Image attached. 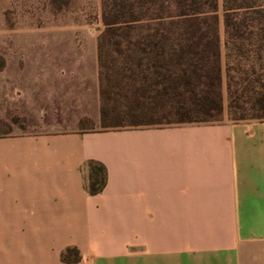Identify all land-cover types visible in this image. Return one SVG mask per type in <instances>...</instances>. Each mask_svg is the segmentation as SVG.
<instances>
[{
	"label": "crops",
	"instance_id": "0c3cea01",
	"mask_svg": "<svg viewBox=\"0 0 264 264\" xmlns=\"http://www.w3.org/2000/svg\"><path fill=\"white\" fill-rule=\"evenodd\" d=\"M32 45L0 71V264H264V120L82 129L102 120L99 54Z\"/></svg>",
	"mask_w": 264,
	"mask_h": 264
},
{
	"label": "trees",
	"instance_id": "16d2710c",
	"mask_svg": "<svg viewBox=\"0 0 264 264\" xmlns=\"http://www.w3.org/2000/svg\"><path fill=\"white\" fill-rule=\"evenodd\" d=\"M163 4L159 5L162 10ZM173 4L178 10L176 16L180 17L173 23H177L180 30L169 29L164 38L131 41V47L117 52L129 53L130 68L134 65L139 74L152 70L153 66L160 67L164 80H171L169 84L160 82L161 85L144 89L143 95H137L135 101L144 102L140 103L142 113L165 119L177 115L180 125L217 121L224 112L222 46L218 29L220 0H173ZM222 12L229 118L234 121L264 120V0H222ZM141 13L132 0H104L102 20L107 35H114L142 20ZM207 13H211L210 17L204 15ZM205 24H209L206 29L203 28ZM104 39L99 47V61L105 63L100 69L101 80L110 68V61L104 56L116 52L105 49ZM168 103L171 104L169 108ZM101 113L102 118L106 117L108 108L102 106ZM12 121L24 123L18 117ZM89 122L91 119H82L81 128ZM151 124L156 123L136 125ZM3 126L9 127V124L3 121ZM87 167V189L92 195L99 194L107 185V168L95 160L89 161ZM72 252L74 249H68L62 254L63 262H77L68 259Z\"/></svg>",
	"mask_w": 264,
	"mask_h": 264
},
{
	"label": "rangeland",
	"instance_id": "374dc122",
	"mask_svg": "<svg viewBox=\"0 0 264 264\" xmlns=\"http://www.w3.org/2000/svg\"><path fill=\"white\" fill-rule=\"evenodd\" d=\"M103 1L0 0V71H3L5 66L3 53L8 52L11 55L10 59L13 60L12 54L16 53L17 43L26 44L27 41H31L33 49L42 50L46 47L41 46V43L54 40L57 54L75 56L77 54H100L101 40L106 38L104 39L106 41L105 49L116 50L114 54L104 56L110 61L108 65L110 68L103 73L102 80L100 75L102 106L108 108V115L102 118L99 124H95L91 120L84 126V129L116 130L130 127L180 125L181 123H177L179 122L177 115L172 114L165 119L159 118L157 115L152 116L148 112L142 113L140 107L144 102H140V104L135 101L137 95H141L144 89L151 88L154 84L161 85L160 82L170 83L169 78V80H164L165 78L160 74L162 69L153 66L152 70L139 74L137 67L133 65L134 70L130 68L129 53H117L128 49L131 41L154 37L164 38L169 33V29L179 28L177 23H173L180 18L176 16L178 10L173 4V0H171L172 2H168L170 0H153L152 2L149 0L147 4L143 5L142 3L147 0H132L133 3L136 2L137 10H142V20L131 23L128 29H120L114 35H107L105 31L106 28L102 20ZM162 3H164L163 10L162 6L159 7ZM164 7L167 9L165 10ZM209 14L211 13L204 15L210 17ZM218 16L222 46L224 112L217 118V121L195 124H215L231 120L228 114L222 0H220ZM208 26L209 24H205L203 28L206 29ZM108 40L110 41L108 42ZM75 64L76 62H72L73 68ZM104 65V62H100V69ZM169 107H171L170 103L167 104V108ZM128 111H131V114ZM127 112L130 115H127ZM0 121L2 122L0 133H2L3 129H7V126L3 127V119ZM138 123L156 124L136 125ZM8 124L11 126L10 123ZM74 251L68 255V259L79 261L80 255L77 249Z\"/></svg>",
	"mask_w": 264,
	"mask_h": 264
}]
</instances>
